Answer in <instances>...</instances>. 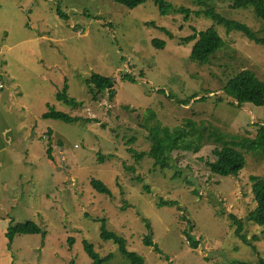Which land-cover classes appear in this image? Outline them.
Here are the masks:
<instances>
[{
  "label": "rangeland",
  "instance_id": "rangeland-1",
  "mask_svg": "<svg viewBox=\"0 0 264 264\" xmlns=\"http://www.w3.org/2000/svg\"><path fill=\"white\" fill-rule=\"evenodd\" d=\"M167 1L174 8L163 16L150 0L131 10L114 0H0L6 83L0 93V264H92L85 243L101 257L114 254L107 264H130L114 242L101 239L103 219L145 264L264 258L263 228L249 220L252 178L264 177L257 152L237 149L246 165L238 176L223 177L207 164L222 147L214 138L199 154L175 152L165 170L147 157L135 163L127 151H149L148 113L171 129L204 121L239 140H253L256 128L264 127V107H237L224 94L242 70H253L264 82V46L203 12L215 9L247 24L257 37H263L264 23L252 9H233L231 0ZM182 7L189 20L176 11ZM192 27L214 29L225 43L206 63L191 60L194 41L183 42L195 33ZM153 41L166 46L158 49ZM95 73L115 80L113 100L108 93L92 100L86 81ZM66 83L69 97L83 107L57 102ZM52 110L82 122L44 120ZM92 179L103 181L112 196L94 191ZM160 200L177 205L158 207ZM230 215L242 219L251 245L236 235ZM29 221L45 235H17L10 249L8 229ZM146 221L163 255L143 245Z\"/></svg>",
  "mask_w": 264,
  "mask_h": 264
},
{
  "label": "trees",
  "instance_id": "trees-1",
  "mask_svg": "<svg viewBox=\"0 0 264 264\" xmlns=\"http://www.w3.org/2000/svg\"><path fill=\"white\" fill-rule=\"evenodd\" d=\"M116 3L124 6L127 9H134L137 6L143 4L147 0H114ZM158 8L160 15H167L174 6L167 0H150ZM233 9H252L255 17L264 23V0H231ZM186 14V20H189L190 11L186 7L176 9ZM203 14L211 17L213 20L223 25L229 32L238 31L241 32L249 40L262 44L264 46V29L263 37H257L255 32L245 23L231 20L223 17L215 9L207 8ZM195 32L191 36L183 39V42L194 41V46L191 52V60L196 63H206L209 59L218 53V51L225 46L223 38L214 29H207L198 32L193 28ZM152 45L158 49H164L166 43L163 41H153ZM89 93L92 96L94 102H98L99 99L108 93L111 100L116 97L115 92V80L111 77H106L100 74H93L86 81ZM224 94L234 100L237 107L243 105H253L254 107H264V82L256 76L253 70H242L236 76H234L225 86ZM170 100H173L172 96H169ZM194 98L193 100L197 99ZM56 100L63 105L70 108H81L83 104L69 97L68 84L63 85L61 92L57 93ZM192 101L179 102L188 106ZM44 120L60 121L66 124H77L82 122L80 118L71 117V115L50 111L43 115ZM86 123H94L95 121H85ZM146 122V121H145ZM153 122V126H149L147 130V141L150 144L149 151L147 153H137L132 149H128V153L134 158L135 163L140 162L143 158H151L153 160V166L160 170L168 169L171 166V156L175 152H185L191 154H199L204 148L207 140L214 138L217 143L221 144V149H215L213 155L216 160L213 162H207L211 172L213 174L228 177L238 176L246 165V158L237 150L240 147L249 152H257L258 155L264 158V127L256 128V135L253 140H239L237 137H231L220 132L217 128L210 125H206L204 121L193 122L188 120L183 126L176 128H169L163 126L156 119L153 113L147 114V123ZM97 123V122H96ZM209 132L208 137L206 136ZM230 140L231 142H227ZM240 142V143H238ZM51 149L47 154L50 159ZM134 167H128V170L133 171ZM136 180H140L136 177ZM252 194L255 206L253 211L249 214V220L256 225L263 228L264 231V177L261 179L252 178ZM92 188L97 193L111 197L112 193L106 184L99 179H92ZM177 205L176 201H163L160 200L157 203L158 207ZM235 227V233L246 244L251 245L248 236L243 233L244 223L242 219L234 215H230ZM146 227L148 233L142 240L145 247H152L154 252L163 255V251L158 247L156 243L152 241L153 233L150 224L146 221ZM45 235V232L34 222L19 223L8 229L6 237L9 240L8 247L11 249V243L17 235ZM101 239L105 242L112 241L118 246V251L123 258L129 261L130 264H145L144 258L135 252L128 251L126 248V240L119 234L110 231L107 228L106 219L102 220L101 224ZM256 240L255 237L252 238ZM70 244H74V239L70 240ZM190 246L193 249H197L199 242L196 240L190 241ZM253 246V245H252ZM87 255L92 260V264H107L114 259V254H109L105 257H101L95 250L92 244H84ZM254 250L255 247L253 246ZM73 264V262H71ZM233 264H264V258L258 257L257 261L253 263L235 261Z\"/></svg>",
  "mask_w": 264,
  "mask_h": 264
},
{
  "label": "built area",
  "instance_id": "built-area-1",
  "mask_svg": "<svg viewBox=\"0 0 264 264\" xmlns=\"http://www.w3.org/2000/svg\"><path fill=\"white\" fill-rule=\"evenodd\" d=\"M5 85H6V83H5L3 74L1 72V67H0V93L4 91Z\"/></svg>",
  "mask_w": 264,
  "mask_h": 264
}]
</instances>
